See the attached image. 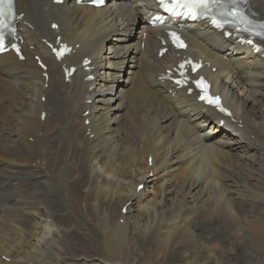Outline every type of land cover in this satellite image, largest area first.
Listing matches in <instances>:
<instances>
[{
	"label": "bare ground",
	"instance_id": "bare-ground-1",
	"mask_svg": "<svg viewBox=\"0 0 264 264\" xmlns=\"http://www.w3.org/2000/svg\"><path fill=\"white\" fill-rule=\"evenodd\" d=\"M16 7L25 58L0 55V264H264V58L208 27L182 31L236 119L218 128V114L158 80L175 59L156 57L151 0ZM249 8L264 19V0ZM57 34L74 46L64 60L92 58L93 80L77 69L63 81L41 43ZM141 43L146 63L120 83Z\"/></svg>",
	"mask_w": 264,
	"mask_h": 264
},
{
	"label": "snow or ice",
	"instance_id": "snow-or-ice-1",
	"mask_svg": "<svg viewBox=\"0 0 264 264\" xmlns=\"http://www.w3.org/2000/svg\"><path fill=\"white\" fill-rule=\"evenodd\" d=\"M241 2L242 0H159L160 6L170 13L180 14L177 10L184 9L186 10L184 14L193 18L206 16L218 28L223 27L226 23H242L245 25L244 30L249 31L253 25L243 15L239 7ZM13 16L12 0H0V26H3L5 21L12 19ZM259 27L264 29V25ZM255 34L264 35V31ZM170 35L174 41L178 42V46H182V42H179V37L175 33ZM248 42L251 43V41ZM0 44H2V38H0ZM197 84L199 85V82ZM209 102L212 101L209 100Z\"/></svg>",
	"mask_w": 264,
	"mask_h": 264
},
{
	"label": "rangeland",
	"instance_id": "rangeland-1",
	"mask_svg": "<svg viewBox=\"0 0 264 264\" xmlns=\"http://www.w3.org/2000/svg\"><path fill=\"white\" fill-rule=\"evenodd\" d=\"M131 30H133V29H131Z\"/></svg>",
	"mask_w": 264,
	"mask_h": 264
}]
</instances>
